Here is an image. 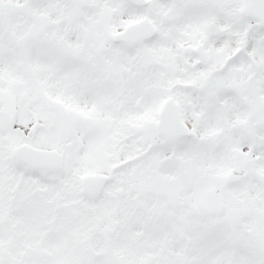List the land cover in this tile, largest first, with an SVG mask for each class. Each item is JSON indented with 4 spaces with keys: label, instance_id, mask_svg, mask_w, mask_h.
Listing matches in <instances>:
<instances>
[{
    "label": "snow or ice",
    "instance_id": "6c2138e0",
    "mask_svg": "<svg viewBox=\"0 0 264 264\" xmlns=\"http://www.w3.org/2000/svg\"><path fill=\"white\" fill-rule=\"evenodd\" d=\"M0 264H264V0H0Z\"/></svg>",
    "mask_w": 264,
    "mask_h": 264
}]
</instances>
